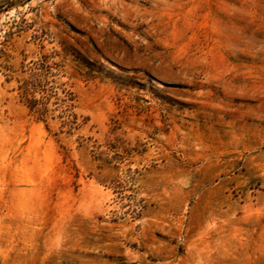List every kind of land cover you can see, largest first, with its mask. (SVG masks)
<instances>
[{
  "label": "rangeland",
  "instance_id": "obj_1",
  "mask_svg": "<svg viewBox=\"0 0 264 264\" xmlns=\"http://www.w3.org/2000/svg\"><path fill=\"white\" fill-rule=\"evenodd\" d=\"M0 264H264V0H0Z\"/></svg>",
  "mask_w": 264,
  "mask_h": 264
}]
</instances>
